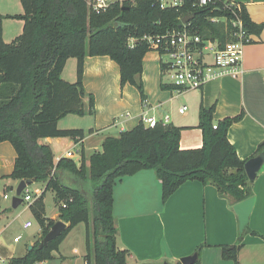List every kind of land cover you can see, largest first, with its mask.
<instances>
[{"label":"trees","instance_id":"16d2710c","mask_svg":"<svg viewBox=\"0 0 264 264\" xmlns=\"http://www.w3.org/2000/svg\"><path fill=\"white\" fill-rule=\"evenodd\" d=\"M92 0H19L22 14L0 16V143L9 142L16 157L10 181L31 180L44 189L29 210L40 228L37 239L24 256L10 258L6 264H36L52 260V253L79 224L85 226L86 264H128V252L116 245L117 230L113 217V188L127 176L152 170L161 185V201L165 203L187 182L210 185L219 198L232 199V205L253 196L252 182L235 148L227 140V131L238 123L243 113L213 122L215 105L199 107L197 128L202 133L199 149L181 150L182 129L157 123L147 128L140 122L117 138H106L101 152L88 158L82 153L79 165L73 160L55 161L46 138H67L77 143L91 130L59 129L57 123L68 115H94V98L83 88V64L87 57L106 56L119 67L120 87H134L145 102L141 80L144 56L153 51L144 37L166 35L182 28V19L193 15L188 29L202 39H218L221 45L229 40L223 23L211 18L232 19L233 11L248 35H258L263 24L253 23L246 8L227 0H212L199 7L198 0H182L179 7L161 8L159 0H123L95 12L88 5ZM231 5V7H230ZM23 22L22 32L11 42L2 39L3 19ZM69 59L76 60V79L69 83L62 72ZM161 64V77L165 65ZM162 90H174L161 83ZM87 98L88 110L84 99ZM216 124V129L212 125ZM264 154V140L250 159ZM31 183V184H32ZM89 187V190H88ZM50 191L57 208V220L44 211V194ZM65 230L43 248L41 239L57 222ZM245 230L231 246H220L222 259L238 263V253ZM199 246L194 254L199 264Z\"/></svg>","mask_w":264,"mask_h":264},{"label":"crops","instance_id":"0c3cea01","mask_svg":"<svg viewBox=\"0 0 264 264\" xmlns=\"http://www.w3.org/2000/svg\"><path fill=\"white\" fill-rule=\"evenodd\" d=\"M227 1L243 5L253 23L263 24L260 34L249 35L250 42L243 48L240 77L214 80L201 89L182 94L162 90L161 83L168 84L161 77L160 58L155 51H150L142 61L141 80L146 95L142 103L134 87H120L119 67L115 62L106 56L87 57L83 64L82 84L85 92L94 98V115L75 116L83 120L82 126H64L63 122L73 116L68 115L59 120L57 126L84 132L91 130V133L77 143L67 138L42 140L50 146L55 161L63 158L67 151L75 153L76 160L82 153L88 158L101 152L106 138H117L120 133L135 128L144 118L163 123L168 117L166 124L182 129L179 148L199 149L202 146V133L197 128L200 105L205 108L215 105L214 123L243 113L242 119L228 129L227 140L240 160L250 159L264 140V0ZM11 6L15 13L10 12ZM20 10L17 0H0V16L19 15ZM10 20L2 21L5 43L11 42L5 40V24ZM71 60L66 62L62 72L63 80L69 83L76 79L72 64L67 69ZM65 72L69 79L64 78ZM83 103L87 111V98ZM182 106L186 107L184 115L178 113ZM15 157L9 142L0 143V224L8 216H14V210L19 206L13 208L10 200L19 181L5 179L13 170ZM41 186L43 191L44 185ZM252 193L254 204L247 225L240 231L232 199L219 198L216 189L210 185L187 182L162 203L161 185L152 170L124 177L113 188L116 245L128 252V264H179L181 258L193 255L199 246H202L199 264H233L222 259L220 246L234 245L239 235L247 230L256 235H243L237 264H264V164L252 182ZM57 216L58 213L54 214L52 220H57ZM8 225L2 226L0 237ZM39 238L40 232L36 239ZM5 251L0 242V264L14 258L13 254L7 256ZM26 251L27 248L22 256Z\"/></svg>","mask_w":264,"mask_h":264},{"label":"built area","instance_id":"2783aa9c","mask_svg":"<svg viewBox=\"0 0 264 264\" xmlns=\"http://www.w3.org/2000/svg\"><path fill=\"white\" fill-rule=\"evenodd\" d=\"M119 0H92L88 5L98 12L106 9L111 3ZM161 8L179 7L182 0H159ZM212 0H198V6H206ZM231 7V5H230ZM231 20L226 18H211L213 24L223 23L225 31L230 26L228 32L229 40L223 45L218 39H202L196 32L188 29L187 24H183L178 31H171L166 35L156 37H144L155 51L160 61L165 65L163 72L166 83L173 86L175 93L182 94L205 87L214 80L225 77L238 78L242 75V54L243 48L250 42L249 35L243 29V25L238 16L232 11ZM186 107L182 106L178 113L184 115ZM168 122V117L164 118L163 124ZM142 123L147 128H153L158 122L153 118H144ZM216 124L212 125L216 129ZM75 159V153L67 151L64 158L73 160L79 165L80 156ZM76 160V161H75ZM27 189V188H26ZM26 189L23 193H25ZM23 203H30L32 198L29 194L21 196ZM8 199V196H3ZM31 226L29 222L24 225V229ZM20 237L13 239L14 243L20 241ZM41 264V263H36ZM86 264V263H84Z\"/></svg>","mask_w":264,"mask_h":264},{"label":"rangeland","instance_id":"374dc122","mask_svg":"<svg viewBox=\"0 0 264 264\" xmlns=\"http://www.w3.org/2000/svg\"><path fill=\"white\" fill-rule=\"evenodd\" d=\"M18 2V6L20 7V3ZM10 12H16L14 7L11 6ZM22 14V10H20ZM19 12V13H20ZM17 15V14H16ZM14 16V15H13ZM23 22L16 19H11L5 24V40L12 41L15 37L21 34ZM8 29V31H7ZM69 62L67 69H69V65L72 64V72L74 75L76 60H71ZM75 65V66H74ZM69 71V70H68ZM65 72V79H69V76ZM71 73V72H70ZM69 73V75H70ZM166 81V78H164ZM74 82V79H73ZM63 122L64 126H82L83 120L73 116H69ZM72 121V122H69ZM76 161V160H75ZM89 190V187H88ZM42 191V186L39 183H32L29 185L23 193L22 196L29 194L32 198L30 203H22L18 206V208L14 213V216H8L5 220L0 224V229L6 223H9L5 232L0 237V242H2L6 248L5 254L7 256L13 254L14 257H19L23 255V252L26 248L30 246V243L37 238L38 233L40 232V228L38 223L36 222L34 216L29 210L28 206L34 202V200L40 196ZM14 196V193L10 196V200ZM23 197H21L22 199ZM10 203V202H9ZM45 216L49 219H52V216L57 213V208L53 201V195L50 191H47L44 194L43 199ZM25 222H30L32 227L29 229H24L23 225ZM20 237L19 244H13V238ZM37 240V239H36ZM85 255V226L84 224L77 225L62 241L60 244L58 251L52 253V260L41 263V264H83V256Z\"/></svg>","mask_w":264,"mask_h":264},{"label":"water","instance_id":"95a60500","mask_svg":"<svg viewBox=\"0 0 264 264\" xmlns=\"http://www.w3.org/2000/svg\"><path fill=\"white\" fill-rule=\"evenodd\" d=\"M192 18H193V15L185 16L182 19L181 23L186 24ZM263 164H264V154H261L255 158L249 159L245 163L244 165L245 174L250 182L254 181L257 173L259 172ZM31 183H32L31 180L19 181V183L17 184L15 188L14 196L12 197V207L13 208H16L18 205L22 203L21 195L24 192V190L29 185H31ZM11 191H13L12 188H11ZM253 204H254V199L253 197H251L233 206V211L238 219L240 231H242L244 227L247 225L248 218L252 210ZM65 228H66V225L63 222L57 221L50 228L49 232L41 239V241L38 244V248H43L47 246L48 243H50L51 241L59 237L60 234L65 230ZM31 248L32 246H29L27 249L30 250ZM196 260H197V254H193L191 256L181 258L179 260V264H194ZM162 264H167V263H162Z\"/></svg>","mask_w":264,"mask_h":264}]
</instances>
